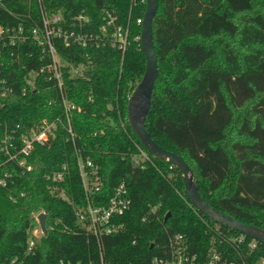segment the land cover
Masks as SVG:
<instances>
[{
	"label": "trees",
	"instance_id": "16d2710c",
	"mask_svg": "<svg viewBox=\"0 0 264 264\" xmlns=\"http://www.w3.org/2000/svg\"><path fill=\"white\" fill-rule=\"evenodd\" d=\"M145 8V0L0 2V77L13 88L0 105V179L6 181L0 186V262L23 257L37 227L32 213H44L47 234L27 264H99L100 251L105 264H146L168 258L176 237L196 264L208 263L209 252L220 256V264H264V245L250 250L249 238L239 243V233L197 212L179 171L149 154L126 124L128 99L145 70L136 24ZM104 11L128 28L123 54L109 46L56 43L62 93L74 107L71 140L53 79L41 74L37 90L21 94L25 77L48 64L31 31L41 28L43 12L60 13L65 21L86 14L87 28L96 32ZM152 34L158 76L146 131L184 159L207 205L264 230V0H158ZM67 64H83L86 77H71ZM42 121H56L55 137L34 147L27 158L31 171L6 162L2 147L10 142L4 139L17 144L20 134ZM134 144L151 159L143 168L133 165ZM78 160L97 167L92 203L106 204L120 185L130 200L120 231L99 242L76 224L75 212L85 205ZM63 166L61 182L46 179Z\"/></svg>",
	"mask_w": 264,
	"mask_h": 264
},
{
	"label": "built area",
	"instance_id": "2783aa9c",
	"mask_svg": "<svg viewBox=\"0 0 264 264\" xmlns=\"http://www.w3.org/2000/svg\"><path fill=\"white\" fill-rule=\"evenodd\" d=\"M2 0H0L1 2ZM42 26L40 29H33L31 35L33 37V43L39 47L41 56L46 57L48 64L39 70V72L29 73L25 77V86L21 89V94L24 96L28 92L37 90L35 79L41 74H45V77L50 80L53 79L56 82L57 90L60 93V101L63 106V114L66 122V130L69 134V138L73 140L72 129L70 126L69 112L74 107L68 102L66 97L62 93V73L61 58L56 50V43H60L64 48L71 46L80 47L82 49H99L101 47L109 46L112 49H117L121 54L124 53L128 45V28H123L118 24L117 17L109 12L104 11L102 17V25L96 30V32L90 31L87 25L90 23V19L86 14H78L69 21H65L60 13L52 14L50 16L41 13ZM142 19L136 20V24L141 25ZM21 33V29H18ZM3 31L0 29V35ZM18 41H22L21 37ZM139 41V38H138ZM12 43V42H11ZM68 65V64H67ZM63 66V65H62ZM69 66L70 76L85 78L87 68L83 64L76 66ZM13 93V88L10 87L4 78L0 77V105L1 102L6 100L8 96ZM18 128V127H17ZM56 121L48 123L42 121L37 126L31 127L24 133L20 134L17 141L18 143H12L10 137L4 139L8 144H3L2 152L6 156V162L16 163L23 172H30L31 166L27 164V158L31 155L35 146H43L50 139L55 137ZM134 155L132 158L133 165L143 168L146 163H151V159L148 153L138 145L134 144ZM89 168V175L92 179H89L86 169ZM77 168L79 177L81 179L83 194L85 197V205L75 212L76 224L91 234L99 242L102 236L114 235L121 229L119 224L120 218L129 209L130 200L128 193L123 185H120L114 191L112 197L106 204H94L90 200V196L96 194L99 191V181L96 175L97 167L91 162L83 163L78 160ZM66 167H62L61 171L53 173L46 177L47 180L52 182H61L64 178ZM6 178L9 175H5ZM5 179H0V186H5ZM92 185L93 188L90 187ZM40 213H32V217L35 220L37 227L34 228L27 237L24 255L21 258L14 257L5 259L0 264H27L26 260L32 258L35 255V249L40 236L43 235L37 217ZM217 225V224H216ZM244 236L240 235L238 242H243ZM176 247L170 251L167 257H153L146 264H196V256L187 255L185 253L186 246L181 237H176ZM248 245L250 250H254L256 247L255 241ZM100 251V247H99ZM99 264H105L99 253ZM209 261L206 264H217L220 262V256L215 252H209ZM57 264H80L72 263L70 261L60 260ZM220 264V263H219Z\"/></svg>",
	"mask_w": 264,
	"mask_h": 264
},
{
	"label": "water",
	"instance_id": "95a60500",
	"mask_svg": "<svg viewBox=\"0 0 264 264\" xmlns=\"http://www.w3.org/2000/svg\"><path fill=\"white\" fill-rule=\"evenodd\" d=\"M145 6L139 36V44L145 59V70L141 80L128 99L126 124L133 136L149 154L158 160L169 163L179 171L186 196L191 206L197 212L204 215L214 224L228 227L240 235L264 245V230L252 225L243 224L207 205L202 200L192 171L184 159L173 152L161 148L151 139L145 129V118L150 109L153 89L158 76L152 34V23L157 12L158 0H145ZM169 216L170 214L168 213L165 219ZM37 220L42 234L46 235V215L41 213L37 217Z\"/></svg>",
	"mask_w": 264,
	"mask_h": 264
}]
</instances>
